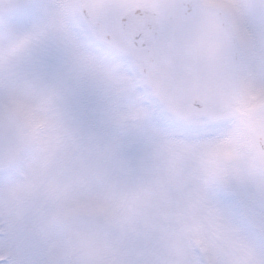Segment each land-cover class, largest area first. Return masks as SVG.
<instances>
[{
    "label": "snow or ice",
    "instance_id": "1",
    "mask_svg": "<svg viewBox=\"0 0 264 264\" xmlns=\"http://www.w3.org/2000/svg\"><path fill=\"white\" fill-rule=\"evenodd\" d=\"M0 264H264V0H0Z\"/></svg>",
    "mask_w": 264,
    "mask_h": 264
}]
</instances>
